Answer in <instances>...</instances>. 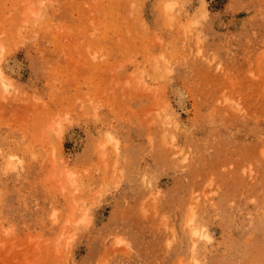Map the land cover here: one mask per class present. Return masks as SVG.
Masks as SVG:
<instances>
[{
  "label": "rangeland",
  "instance_id": "rangeland-1",
  "mask_svg": "<svg viewBox=\"0 0 264 264\" xmlns=\"http://www.w3.org/2000/svg\"><path fill=\"white\" fill-rule=\"evenodd\" d=\"M1 73L0 264H264V0H0Z\"/></svg>",
  "mask_w": 264,
  "mask_h": 264
},
{
  "label": "bare ground",
  "instance_id": "bare-ground-1",
  "mask_svg": "<svg viewBox=\"0 0 264 264\" xmlns=\"http://www.w3.org/2000/svg\"><path fill=\"white\" fill-rule=\"evenodd\" d=\"M4 67V66H3ZM16 67V66H15ZM8 68V67H7ZM2 69V68H1ZM6 69V68H5ZM12 70H14V69H12ZM10 71V70H9ZM1 72H3V71H1ZM226 74H227V72H226ZM0 75H2V73L0 74ZM4 75V74H3ZM231 79V78H230ZM2 80H3V82H2ZM0 81L4 84V85H7V83L8 84H10L8 81H5V79H4V77L3 76H0ZM233 82V81H232ZM176 94H178V96H182V97H184L185 96V94H184V96L182 95V91L179 89V91H176ZM177 98V97H176ZM179 98V97H178ZM186 100V99H185ZM176 101V100H175ZM182 101V100H181ZM181 101L179 102V104L181 103ZM226 102V101H225ZM178 104V103H177ZM178 107V106H177ZM235 107V106H234ZM184 108V107H183ZM211 113V112H210ZM209 113V114H210ZM212 117V116H211ZM61 129V128H60ZM172 142V141H171ZM264 152V151H263ZM264 226V225H263ZM264 228V227H263ZM250 243V242H249ZM249 246V245H248ZM248 248H250V247H248ZM251 249V248H250ZM254 249V251H255V248H253ZM251 251H252V249H251ZM250 251V252H251ZM249 252V251H248ZM250 254V253H249Z\"/></svg>",
  "mask_w": 264,
  "mask_h": 264
}]
</instances>
